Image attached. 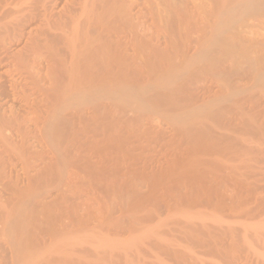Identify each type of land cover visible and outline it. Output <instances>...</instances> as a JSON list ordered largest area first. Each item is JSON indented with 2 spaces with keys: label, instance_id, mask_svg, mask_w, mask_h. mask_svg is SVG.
Here are the masks:
<instances>
[{
  "label": "rangeland",
  "instance_id": "rangeland-1",
  "mask_svg": "<svg viewBox=\"0 0 264 264\" xmlns=\"http://www.w3.org/2000/svg\"><path fill=\"white\" fill-rule=\"evenodd\" d=\"M93 1L86 13L88 19L84 16L87 26L82 37L87 35L88 40L83 38L82 46L79 41L72 42L70 67L61 58L56 59L57 64L64 62L66 65L52 63V66V53L45 49L46 55L51 53V58H43L46 56L43 52L44 56L36 58L38 63L33 64V70L25 67L24 62L20 64L25 68L16 62L14 68V62L9 59L12 67L6 61L0 64V74H3V77L0 75V211L4 214L0 223V264H16L23 260H32L33 264H264V210L260 208L261 213L255 208L258 202L257 192L250 184L253 179L239 180L236 173H244L248 163L254 165L250 159H253L254 156H250L253 153L247 151L251 146L252 151H257L255 147L261 144L256 142L255 136V144L250 146L249 141L251 135L264 131V2ZM1 24L4 28L3 20ZM134 35L137 43L136 39L135 42L132 40ZM6 38H3L5 42ZM5 42L2 40L0 44L5 46ZM130 43H134L133 46ZM136 44L140 47L139 52ZM96 48L102 49L101 54L111 51L110 56L106 53L110 59L103 54L105 64L99 61L103 57L99 50L96 54L101 58L95 55L96 63H92L94 58L90 59L89 55L95 53L89 51ZM116 51L120 54L115 55ZM81 56H86V60L89 56L92 65L87 61L90 65L87 66L94 65L95 68L97 65L93 70L90 68V72H94L92 76L88 70L86 73L80 69L83 65L86 69L87 64L86 61L83 64ZM124 56L128 57L124 59ZM136 56L143 59L142 62L134 59ZM77 62L82 67L77 66ZM128 64H132L131 67ZM109 66L113 67L112 70ZM114 67L118 72L116 75ZM34 69L39 80L42 71L44 76L47 70L51 74L55 71L52 76L55 79L51 80L53 84L41 76L47 81L35 78L38 87L28 85L32 79L26 73L31 71L32 77ZM81 71L87 75H82ZM65 72L70 73V81ZM25 74L29 77L25 78ZM88 74L90 80L93 78L92 83L82 77H88ZM85 81L91 84L87 86ZM12 85L17 88L15 86L14 90ZM49 87L54 90L50 91ZM84 89L88 92H82ZM16 90L19 91L17 94L14 93ZM43 92H50L47 97L59 102L50 103L44 99L46 94ZM67 97H70L69 103ZM161 99H167L165 101L170 104L165 101L166 105L163 104ZM46 102L50 105L47 106ZM249 108L253 111L250 112ZM56 112L60 114L59 118ZM241 117L243 120H238ZM221 123H225L224 126ZM246 123L262 129L259 128L258 133L255 129L251 134L247 130L252 126H245ZM245 131L247 133H243ZM201 132L203 136L208 133L209 137L202 138ZM212 133L217 136L211 137ZM219 134L229 136L228 139L223 137L229 140L226 141L228 145L233 139V153L240 151L241 147L242 152L234 154L237 158L230 151L232 155L221 152L225 150L222 146L225 141L221 139L223 143H220ZM262 146L264 148V144L259 148ZM232 156L233 160L230 159ZM224 161L235 162L224 165ZM250 204L256 212L251 210ZM202 206L210 213L207 210V215L201 213ZM244 206L247 209L244 210ZM189 215H193V219L201 217L203 221L196 220L197 228L202 225L204 229L201 227L199 232L196 228L191 229L187 223L191 221ZM29 222L32 224H27ZM21 224H26L22 233ZM132 226L137 228L136 231ZM200 230L204 234L207 232L205 235L209 238H202L204 235ZM193 233L201 234V238ZM190 236L197 242L205 239L201 242L205 243L202 244L205 249ZM191 239L194 244L190 243ZM21 248L26 250L20 260L18 252L22 251ZM198 248L204 252H199ZM136 249L139 254H135ZM111 252L116 254L115 257ZM126 253L127 258L119 255L125 256ZM137 256L141 259L138 260ZM126 260L129 263H125Z\"/></svg>",
  "mask_w": 264,
  "mask_h": 264
},
{
  "label": "bare ground",
  "instance_id": "bare-ground-1",
  "mask_svg": "<svg viewBox=\"0 0 264 264\" xmlns=\"http://www.w3.org/2000/svg\"><path fill=\"white\" fill-rule=\"evenodd\" d=\"M93 0H70V2H69V0H0V39H2L3 40V42H5V38H6V42L4 43V44H6L5 46L7 47V44H9V48L7 49H5V46H3V44L1 43L0 45H2L4 48H1V46H0V48L3 50V51H1L0 52V64H2V63H6V62H8V61H10L11 60V63L12 62H14V68H16L15 67V64L16 63H18L19 65H21L20 63H22V64H29V62L30 61H32V62H30L32 65H25L24 64V66L26 67V66H28L27 68H31L32 70H33V67L35 68V65L38 63V61L36 60V58H38V57H40L41 58V56H44V55H46V52L48 51H50L51 53H52V55H51V53L49 54V53H47V54H49V56L48 55H46L45 57H43V58H46L47 56L48 57H50V55H51V59L50 58H48V59H50V62H51V65H52V63L53 64H55V66H56V64H57V61H56V59L57 58H61L62 60H64L66 63H67V66H69L70 65V46H71V44H72V42H74V41H79V45H81V42L84 40L83 38H85L87 35H85V37H82V35L84 36V32H85V29H86V26H87V20H85V17H86V13H88L87 11H88V8L90 7V5H92L93 4V2H92ZM95 2H96V0H95ZM262 2H264V0H256V3L257 4H260V3H262ZM92 3V4H91ZM93 6V5H92ZM85 16V17H84ZM84 17V18H83ZM9 18H10V20H9ZM87 19H88V17H86ZM8 20V23H6L5 22V20ZM2 20H3V22H4V25L3 26H5L4 28L1 26L2 24H1V22H2ZM90 24V23H89ZM1 27H2V29H1ZM44 28V29H43ZM46 28V29H45ZM87 32V31H86ZM131 33H133V32H131ZM88 34V33H87ZM5 36V37H2V36ZM133 35V34H132ZM82 37V38H81ZM134 37V38H133ZM132 38V40H133V42H135V40L134 39H136V43H137V37L135 38V35L133 36ZM4 38V39H3ZM87 39L86 40H88V37H86ZM83 39V40H82ZM131 39V38H130ZM2 40H0V42H2ZM8 42V43H7ZM128 42H131V40H129L128 39ZM110 44V43H109ZM119 44V43H118ZM117 44V45H118ZM120 44H121V42H120ZM126 44V43H125ZM124 44V45H125ZM131 44V43H130ZM133 44L134 43H132L131 45L133 46ZM122 45H123V43H122ZM131 45H130V47H131ZM137 45V44H136ZM82 46V45H81ZM139 45H137V46H135V47H137V50H138V48H140V47H138ZM15 47H17L16 49L17 50H15ZM118 47V46H117ZM116 47V48H117ZM126 47V46H125ZM135 47H134V50H136L135 49ZM124 48V47H123ZM0 49V50H1ZM12 49H14V51H16V52H14L13 50V53H11V50ZM46 50V52H44L45 50ZM101 49V48H100ZM102 49H103V51H102ZM102 49H101V51L102 52H105V50H104V48L102 47ZM125 49V48H124ZM131 49V48H130ZM98 50H99V48H98ZM98 50H97V48H96V50L94 49V50H88L89 52H91V51H94V53L95 54H93V55H89L90 56V59H92V58H94L93 59V61H92V63L94 62V60L96 59V58H101V56H103V54H105V56L108 54V52L106 51V53H103V54H101V51L99 50V52H100V54H101V56L99 55L98 56V54H99V52H98ZM117 50V49H116ZM120 50V49H119ZM118 50V51H119ZM122 50V49H121ZM128 50V49H127ZM132 50V49H131ZM136 50V51H137ZM85 51V50H84ZM83 51V52H84ZM114 51H115V48H114ZM3 52V53H2ZM42 52V53H41ZM43 52L45 53L44 55H43ZM86 52H87V49H86ZM84 53V55L86 54V56H87V53ZM89 52H88V54H89ZM96 52L98 53V54H96ZM117 52V51H116ZM120 52V51H119ZM119 52H117V54H115V55H118V53ZM130 52V51H129ZM133 52H135V51H133ZM137 52H139V50L137 51ZM7 53V54H6ZM11 53V54H10ZM110 53H111V51H110ZM109 53V54H110ZM121 53V52H120ZM119 53V54H120ZM122 53H123V51H122ZM127 53V52H126ZM108 54V55H109ZM113 54V53H112ZM123 54H125V53H123ZM136 54V53H135ZM74 54H72V57H73V59H74V56H73ZM96 55V56H95ZM114 55V56H115ZM127 55V54H126ZM132 55V54H131ZM130 55V56H131ZM137 55H139V54H137ZM86 56H81L82 58H84V59H82L81 58V61L83 62V64H84V61H86L85 63H87V61L90 63V59H89V56H88V60H86ZM93 56V57H92ZM96 58H95V57ZM110 56V55H109ZM109 56H106L107 58L109 57ZM119 56H121V55H119ZM140 56V55H139ZM138 56V58H140ZM71 57V58H72ZM128 57V56H127ZM126 57V58H127ZM39 58V60H41ZM80 58V57H79ZM79 58H77L78 59V61H80L79 60ZM103 58H104V56L99 60V61H101V63L103 62L104 63V60H103ZM112 58V60H113V56L111 57ZM115 58H116V56H115ZM119 58V57H118ZM125 58V56H124V59H126ZM137 58V56H136V58H134V59H138ZM9 59V60H8ZM104 59H106V58H104ZM109 59H110V57H109ZM117 59V58H116ZM121 59V58H120ZM8 60V61H7ZM36 60V61H35ZM60 60V59H59ZM58 60V61H59ZM97 60V59H96ZM119 60V59H118ZM129 60H132L131 59V57L129 58ZM136 60H134V61H136ZM139 60V59H138ZM143 60V59H142ZM142 60H139L140 62H142ZM6 61V62H5ZM34 61V62H33ZM80 61V62H81ZM108 61V60H107ZM16 62V63H15ZM24 62V63H23ZM35 62H37V63H35ZM47 62V61H46ZM56 62V63H55ZM60 62H61V60H60ZM73 63H74V61H72ZM81 62V63H82ZM112 62V61H111ZM120 62V61H119ZM122 62V61H121ZM9 64H10V62H8ZM40 63V62H39ZM64 63V62H63ZM62 62L61 63H58L57 64V66L59 65L60 66V64H63ZM66 63H64L65 65H66ZM89 63H87L86 64V69L84 68V65H83V67H82V65H79L78 64V62H77V66H81L82 68H80V69H82V70H85V72H86V70H88L89 72L91 71L90 70V68L93 70V68H94V65H93V67H89L90 65H92L91 63H90V65H89ZM94 63H96V61L94 62ZM93 63V64H94ZM116 63H117V61H116ZM127 63H128V61H127ZM129 63H131V62H129ZM138 62H136V64H137ZM33 64H35L34 66H33ZM47 64V63H46ZM48 64H49V62H48ZM105 64V63H104ZM119 64V63H118ZM133 64V63H132ZM132 64H130V65H132ZM135 64V63H134ZM141 64V63H140ZM11 65V67H12V64H10ZM42 65V64H41ZM87 65H89V66H87ZM107 65V64H106ZM105 65V66H106ZM111 65V64H110ZM125 65H126V63H125ZM129 65V64H128ZM129 65V67H131ZM1 66V65H0ZM24 66H20V67H24ZM38 66V65H37ZM50 66V65H49ZM52 66H54V65H52ZM97 66V65H96ZM95 66V68H97ZM113 66V65H112ZM111 66V67H112ZM118 66V65H117ZM116 66V67H117ZM134 66V65H133ZM136 66V65H135ZM135 66H134V68H135ZM24 67V68H25ZM48 67V66H47ZM70 67V66H69ZM104 67V66H103ZM110 67V66H109ZM111 67H110V69L109 70H112L111 69ZM116 67H114V69L116 68ZM137 67V66H136ZM23 68V69H24ZM52 69H53V67H51ZM50 68V69H51ZM60 68V67H59ZM84 68V69H83ZM89 68V69H88ZM94 68V69H95ZM99 68V67H98ZM101 68V67H100ZM107 68H108V65H107ZM113 68V67H112ZM22 69V70H23ZM52 69L50 70V71H52ZM56 69V68H55ZM65 69V68H64ZM80 69H78V67H77V70L78 71H80ZM130 69H132V68H130ZM137 69V68H136ZM135 69V70H136ZM24 70H26V69H24ZM30 70V69H29ZM42 70H45V69H42ZM61 70H62V68H61ZM65 70H67V69H65ZM76 70V71H77ZM133 70V69H132ZM38 71H40V70H38ZM64 71V70H63ZM68 71H70V69L68 70ZM94 71H96V70H94ZM134 71V70H133ZM26 72V71H25ZM33 72V71H32ZM43 72V71H42ZM42 72H41V76H44V75H42ZM60 72V71H59ZM84 71H81V74L83 73V74H86V73H88V72H86L85 73ZM109 72V71H108ZM112 72H114V71H112ZM115 72H116V69H115ZM5 73V72H4ZM20 73V72H19ZM22 73V72H21ZM20 73V74H21ZM30 73V74H29ZM38 73H40V72H38ZM55 73V71L53 72V74ZM62 73V72H61ZM61 73H60V75H61ZM66 74H67V72H65ZM76 73H79V72H76ZM92 73H94L93 71H92ZM91 72H90V74H91V76L93 75ZM118 72H116L115 73V75L117 74ZM6 74H8V73H5V75ZM29 75V76H27V75ZM25 74V78H26V76L27 77H29L30 78V80L32 79V82L30 83L29 81H26V82H29L28 83V85H30V86H34V88H36V86H37V84L39 85V83H35V78H37V73H35V69H34V74H33V78L31 77V71H29V72H27ZM53 74H51V72H49V70H47V72H45V76H44V78H46L47 80H48V82H49V80H50V82H51V80L52 79H55L54 77H52L53 76ZM57 74V73H56ZM80 74V73H79ZM79 74H77V75H79ZM80 74V75H81ZM82 74V75H83ZM90 74H88V77H85L86 75H84V76H82L83 78H84V80H85V78L87 79V80H90V78H91V76H90V78H89V75ZM96 74H98V71H97V73ZM111 74V73H110ZM120 74V73H119ZM1 76L3 75L2 73L0 74ZM16 75V74H15ZM35 75V76H34ZM58 75V74H57ZM70 75V73L68 72V74L66 75V78L68 77ZM95 75V74H94ZM112 75H113V77H116L113 73H112ZM0 76V77H1ZM16 76H18V75H16ZM21 76V75H20ZM41 76H39L40 77V79L41 80H43L44 78L42 77L41 78ZM55 76V75H54ZM98 76V75H97ZM97 76H95V77H97ZM102 76V75H101ZM101 76H100V79H101ZM3 77V76H2ZM22 77V79H23V76H21ZM52 77V78H51ZM62 77H63V74H62ZM81 77V78H82ZM64 78H65V75H64ZM69 78V81H70V77H68ZM67 78V79H68ZM117 78V77H116ZM2 79V78H1ZM15 80H16V77L14 78ZM22 79H21V81H22ZM34 79V80H33ZM38 79V81H41V80H39V78H37ZM46 79H44V80H46ZM66 79V80H67ZM99 79V78H98ZM113 79H115V78H113ZM20 80V79H19ZM27 80H29V79H27ZM46 80V81H47ZM64 80V79H63ZM92 80H93V78H92ZM92 80H90V81H88V82H91ZM116 80V79H115ZM114 80V81H115ZM118 80V79H117ZM116 80V81H117ZM55 80H53V82H54ZM2 82V81H1ZM83 82V81H82ZM87 84H88V82L87 81H85ZM44 83V82H43ZM52 83V82H51ZM65 84L67 83V82H64ZM79 83H81V81L79 82ZM85 83V84H86ZM92 83V82H91ZM91 83H89L87 86H89ZM113 83H115V82H113ZM27 84V83H26ZM41 84H42V82H41ZM45 84V83H44ZM47 84V83H46ZM53 84V83H52ZM68 84V83H67ZM70 84V83H69ZM49 84H47V86H48ZM79 86V87H81L83 84H76V86ZM112 85V84H111ZM13 86V85H12ZM16 86V87H15ZM27 86V85H26ZM42 86H44V85H42ZM69 86V85H68ZM14 87L15 88H17V85H14L13 86V89H14ZM38 87V86H37ZM53 87V86H52ZM55 87V86H54ZM66 87V86H65ZM64 87V88H65ZM79 87H77V88H79ZM12 88V87H11ZM20 88V87H19ZM31 88H33V87H31ZM39 88L41 89V87L39 86ZM56 88V87H55ZM85 88V87H84ZM43 89V90H42ZM41 90L42 91H44V88H42ZM48 89V88H47ZM50 89H52V88H50L49 87V90ZM67 89H70L69 87L67 88ZM86 89H88V87L86 88ZM86 89H84V91H82V92H88V90H90V88L86 91ZM15 90V89H14ZM19 90V89H18ZM18 90H16V92H14L15 94H17L19 91ZM34 89H32V91H33ZM36 90V89H35ZM37 90H38V88H37ZM52 90H54V88L52 89ZM77 90V89H76ZM81 90H82V88H81ZM18 91V92H17ZM40 91V90H39ZM45 91H47V90H45ZM51 91V90H50ZM79 91V90H78ZM77 91V92H78ZM41 92V91H40ZM53 92V91H52ZM51 92V93H52ZM65 92V91H64ZM81 92V93H82ZM34 93V92H33ZM44 94H46L45 96V98L44 99H46L47 98V100L50 102V101H52V98H50V97H47L48 96V94L47 93H50V92H43ZM35 94V93H34ZM38 94V93H37ZM36 94V95H37ZM52 94H54V92L52 93ZM56 94H58L57 93V91H56ZM60 94H62V93H60ZM65 94H68L67 92L65 93ZM40 95V94H39ZM69 95H70V92H69ZM68 95V96H69ZM15 96V95H14ZM18 97H19V95H17ZM40 96H42V95H40ZM44 96V95H43ZM55 97H57V95H55ZM58 97H60V99H62L61 98V96L59 95ZM5 98V97H4ZM20 98H21V96H20ZM19 98V99H20ZM67 98H69V99H67ZM67 98H65V99H67V102H68V100H70V97H67ZM166 98V97H165ZM164 99V98H163ZM168 99V98H167ZM167 99H165L166 101H167ZM43 100V99H42ZM164 100V101H165ZM44 101H46V100H44ZM47 101V102H48ZM58 101V99H56V101H52V102H57ZM63 101V100H62ZM65 101V105H67V103H66V100H64ZM161 101L163 102V104H165V103H168L169 102V99H168V102H166L165 101V103H164V101L161 99ZM47 102L45 103L46 105H47ZM52 102H50V103H52ZM59 102V101H58ZM70 102V101H69ZM68 102V103H69ZM251 102V101H250ZM252 102H253V100H252ZM25 103V102H24ZM27 103H29V102H27ZM26 103V104H27ZM44 103V102H43ZM50 103L47 105V106H49L50 105ZM25 104V105H26ZM42 104V103H41ZM52 104H54V103H52ZM52 104H51V106H52ZM168 104H170V103H168ZM249 104H251V103H249ZM248 104V105H249ZM255 104V102L253 103V105ZM27 105H29V104H27ZM31 105V104H30ZM44 105V104H43ZM57 105V104H56ZM166 105V104H165ZM240 105V104H239ZM45 106V105H44ZM47 106H45V107H47ZM54 106V105H53ZM236 106V105H235ZM241 106H243V105H241ZM240 106V107H241ZM250 106H252V105H250ZM27 107V106H26ZM31 107H32V105H31ZM57 107V106H56ZM69 107V106H68ZM252 107H254V106H252ZM29 108H30V106H29ZM34 108V107H33ZM33 108H32V110H33ZM50 108V107H49ZM31 109V108H30ZM56 109V108H55ZM65 110L67 109L66 107L64 108ZM237 109V108H236ZM241 109V108H240ZM245 109V108H244ZM250 109V108H249ZM29 110V109H28ZM51 110V109H50ZM53 110V109H52ZM59 110V109H58ZM62 110V109H61ZM60 110V111H61ZM68 110V109H67ZM247 111H248V109H246ZM55 111H57V110H55ZM54 110H53V112H55ZM251 111H253V108L252 109H250V112ZM65 112V111H64ZM241 112V111H240ZM249 112V113H250ZM52 113V112H51ZM57 113V117L59 118V115H58V112H56ZM69 114V113H68ZM248 114V113H247ZM246 114V115H247ZM65 115H67V114H65ZM242 115V114H241ZM249 115V114H248ZM243 116V115H242ZM68 117H70V114H69V116ZM246 117V116H245ZM252 117V116H251ZM17 118V117H16ZM247 118V117H246ZM245 118V119H246ZM53 119V118H52ZM62 120H63V116H62V118H61ZM69 119V118H68ZM242 119V117L240 118V119H238V120H241ZM248 119H250V118H248ZM252 120H253V118H251ZM58 120V119H57ZM243 120V119H242ZM252 120H251V123H252ZM54 121H56V118L54 119ZM59 121H61V120H59ZM58 121V122H59ZM65 121H66V118H65ZM69 121V120H68ZM67 121V122H68ZM209 121H210V119H209ZM228 121V120H227ZM249 121V120H248ZM247 121V122H248ZM57 122V123H58ZM70 122V121H69ZM207 122V121H206ZM214 122V121H213ZM225 122V121H224ZM66 123V122H65ZM203 123V122H202ZM205 123V122H204ZM227 123V122H226ZM231 123V122H230ZM230 123H227V124H230ZM250 123V124H251ZM52 124V123H51ZM206 124V123H205ZM222 124V126H224L223 124H225V123H221ZM248 123H246L245 124V126L247 125ZM250 124H248V126L250 125ZM240 125V124H239ZM254 125V124H253ZM54 126H56V125H54ZM206 126V125H205ZM211 126V125H210ZM216 126V125H215ZM242 126H243V124H242ZM252 126V124L250 125V127ZM208 128H209V125L207 126ZM219 126L217 125V128H218ZM232 127V126H231ZM241 127V126H240ZM249 127V128H250ZM255 126H252V128L251 129H248L247 131L249 132V133H251V134H253V133H255V129H256V127L254 128ZM200 128H203V127H200ZM205 128V127H204ZM211 128V127H210ZM246 128H248V127H246ZM260 128V130L262 129V127H259ZM259 128H257L256 130V133H258V131H259ZM206 129V128H205ZM212 129V128H211ZM218 129H221L220 127L218 128ZM217 129V130H218ZM227 129V128H226ZM238 129V128H237ZM201 130V129H200ZM200 130H198V132H200ZM203 130V129H202ZM208 130V129H207ZM222 130V129H221ZM224 130V129H223ZM233 130H234V128H233ZM240 131H241V129H239ZM238 130V131H239ZM253 130V131H252ZM264 130V129H263ZM205 131V130H204ZM212 131V130H211ZM214 131V130H213ZM231 131V130H230ZM243 131V130H242ZM209 132V131H208ZM215 132V131H214ZM221 132V131H220ZM226 132V131H225ZM235 132H236V130H235ZM253 132V133H252ZM202 133V132H201ZM210 133V132H209ZM232 133V132H231ZM234 133V132H233ZM238 133V132H237ZM242 133V132H241ZM243 133H247L246 131L245 132H243ZM262 133V134H261ZM261 133H260V131H259V133L258 134H260L259 135V138H258V134L257 135H255V134H253V135H251V139H250V143L251 144H249L250 146L252 145V143L253 144H255V141L256 142H258V144L260 143L261 145H263L264 143H262L263 141H264V131L262 132V130H261ZM200 134V133H199ZM204 134H205V132H204ZM208 134V133H207ZM207 134H205V136L207 135ZM223 134V133H222ZM228 134H229V132H228ZM235 134V133H234ZM201 135V134H200ZM212 135H213V133L211 134V137H212ZM220 135V134H219ZM238 135H242V134H238ZM246 135V134H245ZM248 135V134H247ZM247 135H246V137H247ZM205 136H203V133H202V138L203 137H205ZM208 136V135H207ZM214 136V138H215V136H217V134H214L213 135ZM221 136H222V138H221ZM235 136H237V134L235 135ZM257 138L256 140H254L255 139V137ZM209 137V136H208ZM210 137V138H211ZM223 137H226V139H228L227 137H229L228 135L226 136L225 134H224V136L223 135H220L219 137H217L218 139L220 138V140L219 141H221L220 143H223V141L221 140V139H223ZM233 137V136H232ZM241 137H244V136H241ZM240 137V138H241ZM248 137H250V136H248ZM254 137V138H253ZM261 137V138H260ZM216 138V139H217ZM235 138V137H234ZM253 138V139H252ZM205 139H206V137H205ZM216 139H214V140H216ZM230 139V138H229ZM232 139V138H231ZM236 139V138H235ZM209 141H210V139H208ZM214 140H212L213 142H214ZM224 141H225V143L224 144H222V146L224 147V149L225 150H223L222 149V151L221 152H223V151H227V152H232L233 150V145L235 144H233L232 142H234L233 141V139H232V144L231 143H229V145H228V143H226V141H228L229 142V140H225V138L223 139ZM239 140V139H238ZM238 140H236L238 143H237V146L239 145V141ZM207 141V140H206ZM211 141V142H212ZM218 141V140H217ZM252 141H254V142H252ZM246 142V141H245ZM249 142H247V143H249ZM208 143V142H207ZM199 144V143H198ZM201 144V143H200ZM217 144H218V142H217ZM240 144H241V142H240ZM246 144V143H245ZM257 144V143H256ZM259 144V145H260ZM210 145V144H209ZM213 145H214V143H213ZM221 145V144H220ZM261 145L260 146H256L255 148H258V150L256 151L255 149H253V151L254 152H257V153H254L253 151H252V148H253V146H249L250 148H249V151H247L248 153H253V154H251L250 156H254L253 157V159L252 158H250V156H249V158L251 159V161H253V163H254V165H251L250 163H248L249 165H247L246 163V165L248 166L247 167V169H246V171L244 172V173H240V172H236L237 173V175H239L238 177H239V180H241V179H243V180H246L247 178H250V180L251 179H255L254 181L253 180H251V182H250V184H251V186H252V190L254 191V192H257V195H256V197H257V202H258V204H256L255 205V208L256 209H258L257 211H259L260 210V208L261 209H263L264 210V148H263V146H262V148H259V147H261ZM219 147L220 148V150H221V148H223V147ZM227 146H229V147H227ZM232 146V147H231ZM211 147V146H210ZM217 147H218V145H217ZM227 147V148H226ZM245 147H247V146H245ZM215 148H216V146H215ZM232 148V149H231ZM239 148V147H238ZM241 148V147H240ZM239 148V150L241 151V149ZM242 148H244L243 147V143H242ZM210 149H212V147L210 148ZM210 149H209V151H210ZM218 149V148H217ZM234 149H235V146H234ZM236 149H237V147H236ZM220 150H218V151H220ZM238 150V149H237ZM243 150V149H242ZM245 150H246V148H245ZM248 150V149H247ZM212 151V150H211ZM214 151V150H213ZM212 151V152H213ZM236 151V150H235ZM240 151H236L235 153H239ZM252 151V152H251ZM229 152V153H230ZM234 152V151H233ZM232 152V153H233ZM242 152V151H241ZM240 152V153H241ZM210 153V152H209ZM216 153V152H215ZM225 153V152H224ZM223 153V154H224ZM228 153V154H229ZM235 153H233V155L235 154ZM239 153V154H240ZM244 153H246V151L244 152ZM227 153H225L224 155H226ZM231 154V153H230ZM238 154V155H239ZM209 155V154H208ZM232 155V154H231ZM237 155V154H236ZM236 155H234L235 156V158H237L238 156H236ZM246 155H248L247 153H246ZM245 155V157H247ZM220 156V155H219ZM223 156V155H222ZM230 156V155H229ZM242 156V155H241ZM213 157V156H212ZM225 157V156H224ZM226 157H228V156H226ZM225 157V158H226ZM240 157V156H239ZM216 158V157H215ZM223 158V157H222ZM230 158V157H229ZM241 158H243V157H241ZM240 158V160H242ZM207 159V158H206ZM217 159V158H216ZM224 159V158H223ZM226 159H228V158H226ZM230 159H232L233 160V156H232V158H230ZM229 159V160H230ZM244 159V158H243ZM10 160V159H9ZM204 160V159H203ZM211 161H213V159H210ZM215 160V159H214ZM232 160H230V161H232ZM237 160V159H236ZM216 161V160H215ZM218 161V160H217ZM221 161V160H220ZM223 161V160H222ZM247 161V160H246ZM249 161V160H248ZM247 161V162H248ZM202 162V161H201ZM227 162V161H226ZM225 161H224V165H225V163H226ZM233 162H235V161H233ZM232 162V163H233ZM237 162V161H236ZM250 162V161H249ZM205 163H207L206 161H205ZM211 163V162H210ZM228 163L229 162H227L226 164L228 165ZM232 163H229V164H232ZM212 164V163H211ZM234 165V164H233ZM244 165V164H243ZM215 166H216V164H215ZM231 166V165H230ZM245 166V165H244ZM232 167V166H231ZM234 167H235V165H234ZM246 167V166H245ZM245 167H244V169H245ZM218 170V169H217ZM234 171H236V168H235V170ZM239 171V170H238ZM213 172V171H212ZM231 173H233L232 171H231ZM205 174V173H204ZM211 174V173H210ZM215 175H216V173H215ZM237 175H236V177H237ZM234 176V175H233ZM235 177V176H234ZM235 177V178H236ZM236 179H238V178H236ZM235 179V180H236ZM237 182H238V180H237ZM246 182H247V180H246ZM240 183V182H239ZM247 184V183H246ZM244 186L243 187H247V186H245V184H243ZM249 185V184H248ZM220 186H222V185H220ZM249 187V186H248ZM15 188V187H14ZM13 188V189H14ZM2 190H4V189H2ZM1 190V191H2ZM17 190V189H16ZM16 190L15 191H13V192H15L16 193ZM246 190V189H245ZM247 191H249L248 189H247ZM261 192V193H258V192ZM19 192V191H18ZM17 192V193H18ZM252 191H250V193H251ZM5 193V192H4ZM254 194V193H253ZM256 194V193H255ZM250 195H252V193L250 194ZM249 194H248V196H250ZM11 196V195H10ZM9 196V197H10ZM17 196V195H16ZM247 196V195H246ZM255 196V195H254ZM14 197V196H13ZM12 197V198H13ZM230 197V196H229ZM17 198V197H16ZM15 197H14V199H16ZM209 198V197H208ZM210 198H211V196H210ZM209 198V199H210ZM233 198V197H232ZM253 198V197H252ZM255 198V197H254ZM256 199V198H255ZM11 200V199H10ZM205 200V199H204ZM234 200V199H233ZM248 200V199H247ZM251 200H253V199H251ZM14 201V200H13ZM201 202V201H200ZM205 202V201H204ZM207 202V201H206ZM210 202V201H209ZM231 202V201H230ZM235 202V201H234ZM244 202H245V200H244ZM243 202V203H244ZM246 202H248V201H246ZM253 202H254V200H253ZM256 202V203H257ZM207 204V203H206ZM228 204V203H227ZM239 204V203H238ZM249 204V203H248ZM255 204V203H254ZM31 205V204H30ZM34 205V204H33ZM203 205H205V204H203ZM209 205V204H208ZM247 204H245V206H246ZM251 205V204H250ZM24 206V205H23ZM225 206H226V204H225ZM229 206V205H228ZM232 206H233V204H232ZM232 206L230 207V208H232ZM238 206V205H237ZM241 206H243V205H241ZM241 206H240V210H241ZM245 206H244V210L245 209H247V208H245ZM252 206V205H251ZM257 206V207H256ZM22 207V206H21ZM25 207H27V205L25 206ZM207 207V206H206ZM239 207V206H238ZM250 207V206H249ZM202 208H203V206H202ZM230 208H228V210L230 209ZM235 208V207H234ZM251 208V207H250ZM22 209V208H21ZM25 209H27V208H25ZM225 209V208H224ZM227 209V208H226ZM233 209V208H232ZM3 210V209H2ZM23 210V209H22ZM199 210V209H198ZM197 210V211H198ZM207 210V209H206ZM206 210H205V207L203 208V210H199L201 213H202V211L204 212V214H206L207 215V213H205L206 212ZM209 210V209H208ZM207 210V212H209L210 213V211H208ZM231 210V209H230ZM229 210V211H230ZM234 210V209H233ZM242 210H243V207H242ZM252 211H254L255 209L253 208V206H252V209H251ZM251 210L249 209L248 210V213H249V215L251 214ZM26 211V210H25ZM196 211V212H197ZM237 211H238V209H237ZM247 211V210H246ZM245 211V216H247L248 215V213ZM262 210H260V212H261ZM5 212V211H4ZM200 212H199V214H200ZM236 212V211H235ZM234 212V213H235ZM243 212V211H242ZM255 212H256V210H255ZM255 212H253V213H255ZM10 213V212H9ZM20 213H23V212H20ZM238 213H240L239 211H238ZM238 213H236V214H238ZM261 213H263V212H261ZM6 214V213H5ZM19 214V213H18ZM26 214V213H25ZM198 214V215H199ZM247 214V215H246ZM257 214V213H256ZM3 212L2 211H0V223H1V218L3 219ZM20 215V214H19ZM201 215H203V214H200V216ZM231 215V214H230ZM241 215V214H240ZM248 215V216H249ZM261 215V214H260ZM264 215V214H263ZM262 215V216H263ZM6 217H7V215H5ZM26 216V215H25ZM190 216V218L191 219H189V220H191V221H188L187 223H190L189 224V226H191V229H195L196 228V232H199L198 231V229H200L201 227H202V225L200 226V228H197V227H199L198 226V221H203V220H201L200 218L201 217H203V216H201V217H199V219L197 218L196 219V217H195V219H193L194 217H193V215H192V217H191V215H189ZM194 216H196V213H195V215ZM225 216H227V214L225 215ZM239 216V215H238ZM242 216H243V213H242ZM245 216L244 217H242V218H245ZM247 216V217H248ZM253 216V215H252ZM5 217V218H6ZM198 217V216H197ZM251 217V216H250ZM260 217V216H259ZM21 218V217H20ZM19 218V219H20ZM27 218V217H26ZM147 218V217H146ZM255 217H253V219H254ZM137 219V218H136ZM149 219V218H148ZM252 219V218H251ZM16 220V219H15ZM196 220H198L197 222H196ZM5 221V220H4ZM9 221V220H8ZM148 221V220H147ZM22 222V221H21ZM21 222H19V225H20V223ZM27 222V221H26ZM139 222V221H138ZM5 223V222H4ZM12 223H14V222H12ZM15 223H17V222H15ZM24 223V222H23ZM22 223V224H23ZM130 223V222H129ZM197 223V224H196ZM21 224V225H22ZM27 224H30V222L29 223H27ZM32 224V223H31ZM30 224V225H31ZM35 224V223H34ZM135 225H136V223H134ZM142 224H144V223H142ZM142 224H140V225H142ZM11 225L12 224H10L9 225V227H11ZM18 225V226H19ZM26 225V224H25ZM24 225V226H25ZM131 225V224H130ZM133 225V224H132ZM134 225V226H135ZM199 225H200V223H199ZM17 226V227H18ZM23 226V225H22ZM22 226H20L19 227V229H21V233H22V228L24 229V226L22 227ZM34 226V225H33ZM188 226V227H189ZM15 227V226H14ZM39 227H41V226H39ZM128 227V226H127ZM133 227V226H132ZM204 227V226H203ZM202 227V228H203ZM210 227V226H209ZM219 227V226H218ZM217 227V228H218ZM31 228V227H30ZM131 228V227H130ZM139 228V227H138ZM201 228V229H202ZM207 228H208V226H207ZM220 228V227H219ZM224 228V227H223ZM5 229V228H4ZM15 229V228H14ZM128 229V228H127ZM133 229L136 231V229L137 228H135V227H133ZM189 230L188 231H190V227L188 228ZM204 229V228H203ZM206 229V228H205ZM209 229H211V228H209ZM208 229V230H209ZM231 229V228H230ZM18 230V229H17ZM31 230V229H30ZM30 230H27V231H30ZM34 230V229H33ZM40 230V229H39ZM215 230H217V229H215ZM221 230H224V229H221ZM220 230V231H221ZM14 231V230H13ZM201 231V234L203 233V230H200ZM212 231V230H211ZM19 233H20V230L18 231ZM17 232V233H18ZM23 232H24V230H23ZM26 232V231H25ZM35 232V231H34ZM37 232V231H36ZM187 232V231H186ZM191 232H194V231H192L191 230ZM223 232H225V230L223 231ZM228 232V231H227ZM4 233V232H3ZM32 233V232H31ZM51 233V232H50ZM53 233V232H52ZM188 233V232H187ZM212 233H214V232H212ZM218 233H219V231H218ZM230 233V232H229ZM235 233V232H234ZM36 234V233H35ZM44 234V233H43ZM42 234V235H43ZM186 234V233H185ZM189 234H190V232H189ZM192 234V233H191ZM190 234V235H191ZM193 234H195V233H193ZM198 233H196L195 235H193V236H198L197 235ZM201 234H199V236H198V238L200 237L201 238ZM205 234H207L208 235V233L206 232ZM204 233H203V235H204V237H202V238H209V237H207L206 235H205ZM211 234V233H210ZM226 233H224V235H225ZM22 235V234H21ZM23 235H25V233H23ZM37 235V234H36ZM188 235V234H187ZM202 235V236H203ZM214 235V234H213ZM217 235V234H216ZM32 236V235H31ZM38 236V235H37ZM192 236V235H191ZM190 236V237H191ZM212 236V235H211ZM215 236V235H214ZM218 236H220V235H218ZM228 236V235H227ZM50 237H51V234H50ZM185 237H186V235H185ZM221 237H222V235H221ZM26 238V237H25ZM33 238V237H32ZM187 238V237H186ZM186 238L184 239L185 241H187L186 240ZM192 239L194 238V240L196 239L195 237H191ZM224 239H226L225 237H223ZM191 239V242L190 243H193L194 244V241ZM200 240V241H199ZM204 241H205V239H203ZM202 239H198V242H200V243H198L197 242V240H195L196 241V243H198V244H203V243H201V242H204ZM207 240V239H206ZM209 240V239H208ZM215 240V239H214ZM218 240V239H217ZM189 241H190V239H189ZM219 241H220V239H219ZM184 242V241H183ZM210 242V241H209ZM215 242V241H214ZM213 242V243H214ZM221 242H223V241H221ZM189 243V242H188ZM189 243V244H190ZM196 243H195V245H196ZM208 243V242H207ZM217 243V242H216ZM218 243H220V242H218ZM186 244V243H185ZM183 244H181L180 246H182ZM203 245H205V243L203 244ZM202 245V246H203ZM208 245V244H207ZM206 245V246H207ZM215 245H217V244H215ZM183 246H185V245H183ZM182 246V247H183ZM188 248H189V246L188 245H186ZM191 246V245H190ZM198 246V245H197ZM196 246V247H197ZM202 246H198V247H202ZM187 247H185V248H187ZM204 247V246H203ZM26 248V247H25ZM134 248H136V247H133V249ZM187 248V249H188ZM192 248V247H191ZM190 248V249H191ZM213 248V247H212ZM216 248H217V246H216ZM215 248V249H216ZM27 249H29V247H27ZM194 249H195V247H194ZM199 249V248H198ZM203 249H205V247L203 248ZM210 249V248H209ZM218 249V248H217ZM15 250V249H14ZM13 250V251H14ZM21 250L22 251H20L19 250V252H18V249H17V251H16V253L18 252V258H20V260H21V254H22V256H24L25 254V252H23L24 250H26V249H22L21 248ZM128 250V249H127ZM199 250H201V251H199V252H201V253H203L204 252V250H203V252H202V249H199ZM12 251V253L13 254H15V252H13ZM123 251H125V250H123ZM122 251V253H123V255H124V252ZM129 251V250H128ZM137 251H139V250H137L136 249V253L135 254H139ZM188 251H190V250H187V252ZM196 251H197V249H196ZM206 251H207V249H206ZM217 251V250H216ZM115 252V251H114ZM114 252H111L112 254L114 253ZM140 252V251H139ZM208 252V251H207ZM212 252H213V250H212ZM211 252V253H212ZM215 252V251H214ZM224 252V251H223ZM223 252H221V253H223ZM228 252V251H227ZM119 253V252H118ZM117 253V254H118ZM129 253V252H128ZM191 253V251L189 252V254ZM197 253V252H196ZM196 253H194V254H196ZM216 253V252H215ZM133 254H134V252H133ZM218 254H220L219 252L217 253V255ZM224 254H225V252H224ZM228 254V253H227ZM114 255H116V254H113V256ZM120 255V257H124V258H127L126 256H127V253L125 254V256H121V254H119ZM129 255L132 257L133 255H132V253L130 254L129 253ZM128 255V256H129ZM193 255V254H192ZM200 255V254H199ZM215 255V254H214ZM226 255V254H225ZM112 256V257H113ZM129 256V257H130ZM140 256V255H139ZM139 256H137L136 258H138V260H139ZM141 256H142V253H141ZM194 256V255H193ZM196 256H197V254H196ZM221 257H223L222 255H220ZM13 257V256H12ZM16 257V256H15ZM115 257V256H114ZM118 257V256H117ZM130 257V258H131ZM143 257V256H142ZM225 257V256H224ZM14 258V257H13ZM25 258V257H24ZM23 257H22V259H24ZM105 258V257H104ZM134 258H135V256H134ZM144 258V257H143ZM116 259V258H115ZM114 258H113V260H115ZM118 260L120 259V258H117ZM132 259V258H131ZM141 259V258H140ZM18 260V259H17ZM16 260V261H17ZM121 260V259H120ZM136 261H137V259H136ZM133 262V261H132ZM34 262L32 261V260H27V261H25V260H23L22 262H17L16 264H33ZM125 263H129V262H127V260H126V262ZM13 264V263H12Z\"/></svg>",
  "mask_w": 264,
  "mask_h": 264
}]
</instances>
